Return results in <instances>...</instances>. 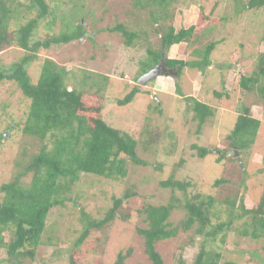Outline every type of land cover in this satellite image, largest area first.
I'll return each instance as SVG.
<instances>
[{"label": "rangeland", "instance_id": "374dc122", "mask_svg": "<svg viewBox=\"0 0 264 264\" xmlns=\"http://www.w3.org/2000/svg\"><path fill=\"white\" fill-rule=\"evenodd\" d=\"M47 1L57 7L56 20L51 28L46 21H40L33 39L69 30L78 22L82 23L85 34L67 44L40 49L37 59L27 66L32 81H36L46 58L68 70L66 82L69 88L74 85L89 91L97 88L85 85L82 70L108 76L101 91L105 98L102 116L109 125L137 140V155L147 164L126 162V175L120 181L82 174L65 195L63 205L49 210L48 231L32 264H68L73 242L82 229L81 213L84 211L91 218H102L112 205V197L122 196L126 189L135 192L121 207L129 218L116 217L86 239L84 264H93L96 260L102 264H115L117 254L127 249L131 253L123 264H152L144 251L143 238L136 232L137 227L146 226L144 216L138 215L137 209L147 203H165L170 196L178 198L179 206L173 209L169 218L176 224L185 215L181 204L195 194L215 199L211 217L214 223L227 220L228 202L232 199L235 206L242 203L246 208L261 202L264 194V105L256 90H241L238 77L242 73L250 74L258 54L264 51V7L237 8L248 0H240L242 3L234 0L171 2L165 10L167 16L160 20L161 25L165 28L170 24L178 30L196 24L199 31L194 34L198 40L192 45L181 42L163 55L191 61L197 58L194 50L216 42L209 55L210 66L203 72L184 67L179 77L159 74L138 87L139 90H149L150 94L145 91L137 93L130 103L118 106L116 100L123 97L132 85L136 86L134 77L140 74L137 61L144 58L147 47L159 48L162 32L153 30L151 13H158L160 7L141 6L136 0ZM33 13L28 14L23 6L17 5L9 29L14 30ZM205 16L207 22H203ZM118 23L137 32L132 47L124 43L119 32L108 30ZM155 26L159 28L158 23ZM25 53L15 44L3 46L0 67L17 61ZM174 72L172 69L171 74ZM257 85H264V78ZM213 90L221 95L215 96ZM190 97L208 104L213 111L200 127L190 101L187 102ZM241 104L250 106V114L261 122L251 147L241 152L236 149L238 154L234 155L235 148L230 147L227 137ZM28 107L29 100L14 82L0 83V183L14 179L16 173L23 170L25 161L42 144L21 131ZM145 126L154 132L139 135ZM192 144L205 146L209 151L199 157L191 148ZM221 150L225 151L226 157L217 160ZM230 151L232 154L228 155ZM171 175L189 182L185 191L159 185ZM220 179L223 182L215 185ZM19 180L23 184L28 176L23 175ZM244 221L247 219L235 220L225 236L217 235L208 242L207 249L220 252L221 260H232L236 264H264V235L255 239L242 235L240 229H243ZM201 241L192 227L179 231L175 237L158 241L155 248L164 264H178L179 260L192 264ZM6 258V250L0 247V264H11Z\"/></svg>", "mask_w": 264, "mask_h": 264}, {"label": "trees", "instance_id": "16d2710c", "mask_svg": "<svg viewBox=\"0 0 264 264\" xmlns=\"http://www.w3.org/2000/svg\"><path fill=\"white\" fill-rule=\"evenodd\" d=\"M174 1L176 0H143L142 4L141 0H136L141 6L147 4L160 7L158 13H151V21L153 30L157 33L162 32V35L159 37V48L147 47L144 58L137 61L140 74L134 77L136 86L132 85L123 97L116 100L118 106L130 103L137 93L145 91L144 93L150 94L149 90L143 88L139 90L138 87L146 85L154 78L144 84H139L137 80L159 63L166 50L181 42L192 45L198 40L194 34L199 29L196 24L178 30L170 24L165 28L161 25V18L167 16L165 10ZM234 1L237 3L240 0ZM17 5L23 6L28 14L34 13L24 23L10 30L9 22L13 19L12 14ZM262 7L264 0H248L241 4V8H237L250 10ZM202 15L203 12L200 11V16ZM56 17L57 7L51 6L47 0H0V50L5 45L15 44L26 51L17 61L0 67V83L14 82L21 94L29 100L21 131L42 142L40 148L25 161L23 170L17 172L14 179L0 183V247L6 250V260L11 264H32L37 248L44 243L43 239L48 231L49 210L54 206L63 205L65 195L82 174L120 181L126 175V162L135 165L147 164L137 155V140L130 134L109 125L102 116L105 105L102 90L108 81V76L82 70V81L84 80L85 85L97 88L94 91L75 85L69 88L66 82L68 70L46 58L41 64L36 81H32L27 66L37 59V52L40 49L47 50L52 45L67 44L80 39L85 34L82 23L78 22L69 30H62L56 34L47 33L43 38L33 39L34 31L40 21H46L47 26L51 28ZM204 21L207 22L206 16ZM156 23L159 24V28L155 27ZM108 30L119 32L124 38V43L131 47L134 45V39L138 37L137 32L129 30L121 23L115 24ZM215 45L216 42H209L202 49L194 50L197 58L191 61L167 57L166 66L175 71L174 75H169L179 77L184 67L196 68L203 72L210 66L209 55ZM262 78H264V51L258 54L251 73H242L238 77L241 90L243 92L256 90L264 105V85H257ZM213 94L221 95L216 90H213ZM189 101L194 118L198 120L200 127L213 111L208 104L193 97L187 98V102ZM260 122V119L250 114V106L241 104L233 127L228 133L230 147L240 152L250 148ZM153 132L151 128L145 126L140 130L139 135ZM191 148L199 157H204L209 151L205 146L197 144H192ZM224 157L226 153L221 150L217 160ZM23 175H27L28 180L22 184L19 179ZM221 182L223 180H217L215 185ZM159 185L164 188L169 187L171 190L185 191L189 182L175 179L171 175L160 181ZM134 194L135 192L126 189L122 196L112 197V205L100 219L91 218L84 211L81 213L82 229L73 242L68 264H84L86 249L84 242L93 233L111 223L116 217L122 220L129 218V214L123 213L121 207L122 203ZM214 204L215 199L212 196L192 195L181 204L185 215L176 224L169 220L173 209L179 206V199L175 196H170L165 203H147L137 209V214L144 216L146 226L137 227L136 232L143 238L144 251L150 262L164 264L155 248L158 241L175 237L179 231H187L193 227L194 234L199 235L202 241L192 264H236L232 260H221L222 254L216 251L210 252L207 244L217 235L225 236L237 219H247L244 221L243 229H240L242 235H249L254 239L264 235V194L261 202L251 208H246L242 203L235 206V200L232 199L228 202L227 220L218 223H214L211 218ZM220 241L223 242L222 237ZM130 253V249L126 252L120 251L115 264H123ZM93 264L102 263L96 260ZM178 264L184 263L179 260Z\"/></svg>", "mask_w": 264, "mask_h": 264}, {"label": "water", "instance_id": "95a60500", "mask_svg": "<svg viewBox=\"0 0 264 264\" xmlns=\"http://www.w3.org/2000/svg\"><path fill=\"white\" fill-rule=\"evenodd\" d=\"M163 73H164V75H168L171 73V70H167L165 58H162L155 67L151 68L148 72L141 75L138 78L137 82L139 84H144L147 80L152 79L155 76H157L159 74H163ZM231 154H232L231 151L228 152V155H231ZM233 154L237 155L238 152L234 149Z\"/></svg>", "mask_w": 264, "mask_h": 264}, {"label": "clouds", "instance_id": "9594fccd", "mask_svg": "<svg viewBox=\"0 0 264 264\" xmlns=\"http://www.w3.org/2000/svg\"><path fill=\"white\" fill-rule=\"evenodd\" d=\"M155 27H156V26H155ZM156 28H158V27H156ZM176 45H177V44H176ZM162 58H165V60H166L167 57H166V56H163V54H162L161 59H162ZM161 59H160V60H161ZM166 67H167V66H166ZM167 70H172V68H168V67H167ZM171 73H172V71H171ZM171 73H170V74H171ZM173 74H175V72H174ZM168 75H169V74H168ZM235 150H236V149H235Z\"/></svg>", "mask_w": 264, "mask_h": 264}, {"label": "flooded vegetation", "instance_id": "af4514ba", "mask_svg": "<svg viewBox=\"0 0 264 264\" xmlns=\"http://www.w3.org/2000/svg\"><path fill=\"white\" fill-rule=\"evenodd\" d=\"M173 69V68H172ZM172 71V70H171Z\"/></svg>", "mask_w": 264, "mask_h": 264}]
</instances>
